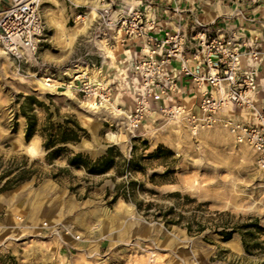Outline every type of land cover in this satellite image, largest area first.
I'll return each instance as SVG.
<instances>
[{"label": "rangeland", "instance_id": "374dc122", "mask_svg": "<svg viewBox=\"0 0 264 264\" xmlns=\"http://www.w3.org/2000/svg\"><path fill=\"white\" fill-rule=\"evenodd\" d=\"M107 2L38 0L45 30L36 53L17 58L0 45V176L12 165L26 168L30 176L0 192V264H264V231L258 235L261 245L248 253L238 233L229 241L210 227L190 234L185 227L146 218L132 202L115 199L116 183L136 181L138 199L145 203L165 208L174 201L166 195L180 192L207 203L201 208L205 218L229 211L236 219L258 217L264 229V170L251 146L237 143L219 126L194 133L186 120L153 110L155 104L138 127L131 125L130 55L97 21ZM78 75L114 87L111 101L95 104L69 87ZM29 96L44 104H35L40 123L53 113L55 130L74 116L86 130L81 141L58 143L50 150L39 133L27 141L21 105ZM116 134L122 146L116 144ZM134 144L138 156L160 145L175 155L146 162L145 171L119 176L116 167L93 175L68 164L75 153L96 160L109 148L115 160L116 150L130 157ZM168 167L175 171L171 181L151 182L154 173ZM196 205H186L183 212L189 214ZM53 226L68 227L81 239L53 233Z\"/></svg>", "mask_w": 264, "mask_h": 264}, {"label": "built area", "instance_id": "2783aa9c", "mask_svg": "<svg viewBox=\"0 0 264 264\" xmlns=\"http://www.w3.org/2000/svg\"><path fill=\"white\" fill-rule=\"evenodd\" d=\"M212 2L233 11L207 22L199 6L182 7L180 0L165 4L108 0L97 21L130 55L134 107L128 119L133 127L144 121L155 104L153 110L186 120L194 133L216 126L225 129L237 143L253 148L264 170V125L235 116L237 108L250 107L264 120V108L254 100L260 85L257 66L264 51L251 40L244 42L243 30L229 27L233 18L258 22L252 11L264 9V0H197L200 5ZM44 30L38 0H9L0 10V45L14 57L35 54ZM138 43L139 49L132 50ZM69 87L99 105L110 102L114 93V87L84 75L73 78ZM186 89L196 96L190 105L182 101ZM52 232L81 239L65 226H53Z\"/></svg>", "mask_w": 264, "mask_h": 264}, {"label": "trees", "instance_id": "16d2710c", "mask_svg": "<svg viewBox=\"0 0 264 264\" xmlns=\"http://www.w3.org/2000/svg\"><path fill=\"white\" fill-rule=\"evenodd\" d=\"M35 104L38 106H44V104L34 96L27 97L21 105L22 114L26 118L25 136L27 141H29L35 134L39 133L44 139V148L50 150L58 143H78L86 134V130L79 124L74 116H68L64 123L58 125L56 130L52 121V112H48L45 121L40 123L37 115L34 113ZM145 144L147 143L145 142ZM137 150L138 147L136 144L132 145L130 157H125L119 150H116V160L112 153L113 148H109L106 154L96 160H91L89 157H85L82 153H75L68 159V164L70 166H82L89 174L93 175L104 174L113 167H116V176H119L122 175L124 171L128 170L145 171L146 162L161 158L168 159L175 155L172 150L165 148L162 145L158 146L146 156H138ZM53 152H50L48 155L53 154ZM13 166L14 165L0 176V184L7 178L1 185L0 192L11 190L21 182L30 178L28 174L29 170L26 168L21 169V167L17 165H15V167ZM14 170H18V172L11 176ZM174 173L175 171L172 170L171 167H168L162 174L154 173L150 179L154 184H164L171 181V177ZM157 178L160 180H156ZM136 185V181H123L116 183L115 199L123 198L127 202L134 203L137 211L142 213L148 219L152 218L163 221L166 226L179 225L185 227L190 234H199L207 227H210L222 237L223 241L231 240L234 234L238 233L241 235L245 250L248 253H252L256 247L261 245V242L258 241V235L264 231V229L259 226L258 217L240 216L236 219V216L232 215L229 211H215V216L205 218L202 214L203 210L201 208L207 205V203H198L196 199L187 195L183 196L180 192L167 194L166 196L173 198L174 201L171 205L164 208V205L159 203L151 201L145 203L142 200H139ZM181 199L184 201L181 202ZM194 204L197 205L195 208L189 210V214L183 212L186 205Z\"/></svg>", "mask_w": 264, "mask_h": 264}, {"label": "crops", "instance_id": "0c3cea01", "mask_svg": "<svg viewBox=\"0 0 264 264\" xmlns=\"http://www.w3.org/2000/svg\"><path fill=\"white\" fill-rule=\"evenodd\" d=\"M116 1V0H114ZM130 2V0H128ZM135 2V0H132ZM155 2H160L162 4L168 3L169 0H154ZM172 3V2H170ZM9 4V0H0V10L7 7ZM175 3L172 4V6ZM201 4V3H200ZM197 3V0H180V5L182 7L189 8L190 6H199L200 8V14L201 17L207 21L211 22L214 19L218 17L221 13H228L231 14L233 11V8L224 7L218 4L217 2H212L210 4H203L200 5ZM252 13L260 18L258 22L255 23H246L242 22L239 18H233L232 21L229 22V27L233 30L241 29L242 32V40L244 42H247L248 40H251L252 43L255 42V44L259 45L260 48L264 51V9L263 8H256L252 11ZM263 22V23H261ZM140 43H138L135 46H132V50L139 49ZM246 48V47H245ZM125 54H128L127 50H124ZM258 77H259V90L254 96L255 104L258 107H264V57L263 60L259 63L258 66ZM195 95L191 94V90L186 89L185 94L182 96V101L184 103H188L191 101V103L195 100ZM235 116L243 121H248L251 123H255L258 125H264V120H259L255 117L253 112L251 111L250 107H244V108H237L235 111Z\"/></svg>", "mask_w": 264, "mask_h": 264}, {"label": "bare ground", "instance_id": "6f19581e", "mask_svg": "<svg viewBox=\"0 0 264 264\" xmlns=\"http://www.w3.org/2000/svg\"><path fill=\"white\" fill-rule=\"evenodd\" d=\"M95 15H97L96 13H94ZM95 17V16H94ZM85 21H87V20H85ZM5 47V46H4ZM7 48V47H6ZM124 50H126V49H124ZM45 85H48V86H51V84H49V83H46ZM108 103V102H107ZM88 105V104H87ZM94 105L95 104H89V106L90 107H94ZM112 107H114L113 105H112ZM96 108V107H95ZM115 141H116V144H118V145H123L124 144V141H123V139H122V137H120V135L119 134H116L115 135Z\"/></svg>", "mask_w": 264, "mask_h": 264}]
</instances>
